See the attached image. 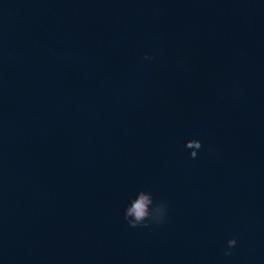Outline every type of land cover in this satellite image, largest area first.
<instances>
[{
    "label": "clouds",
    "instance_id": "9594fccd",
    "mask_svg": "<svg viewBox=\"0 0 264 264\" xmlns=\"http://www.w3.org/2000/svg\"><path fill=\"white\" fill-rule=\"evenodd\" d=\"M147 59V57H146ZM188 149H200L202 144L199 140H190L186 143ZM191 156L195 158L197 156L196 151L191 152ZM166 214V206L162 203L155 204L151 193L140 191L136 197L130 201L125 208L124 216L131 227H137L143 225L146 221L154 223H161ZM236 245V239H230L228 241V251L225 255H230V249Z\"/></svg>",
    "mask_w": 264,
    "mask_h": 264
}]
</instances>
